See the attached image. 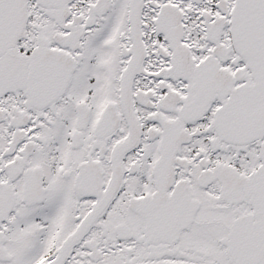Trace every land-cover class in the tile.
<instances>
[{
	"label": "snow or ice",
	"instance_id": "1",
	"mask_svg": "<svg viewBox=\"0 0 264 264\" xmlns=\"http://www.w3.org/2000/svg\"><path fill=\"white\" fill-rule=\"evenodd\" d=\"M0 264H264V0H0Z\"/></svg>",
	"mask_w": 264,
	"mask_h": 264
}]
</instances>
